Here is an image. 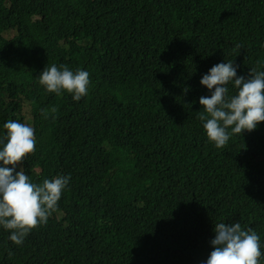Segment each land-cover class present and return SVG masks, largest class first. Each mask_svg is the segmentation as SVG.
Segmentation results:
<instances>
[{
    "label": "trees",
    "instance_id": "obj_1",
    "mask_svg": "<svg viewBox=\"0 0 264 264\" xmlns=\"http://www.w3.org/2000/svg\"><path fill=\"white\" fill-rule=\"evenodd\" d=\"M135 263L264 264V0H0V264Z\"/></svg>",
    "mask_w": 264,
    "mask_h": 264
},
{
    "label": "bare ground",
    "instance_id": "obj_2",
    "mask_svg": "<svg viewBox=\"0 0 264 264\" xmlns=\"http://www.w3.org/2000/svg\"><path fill=\"white\" fill-rule=\"evenodd\" d=\"M174 202V201H173ZM181 204V203H180ZM173 205V204H172ZM176 205H179V203L178 204H176ZM174 206V205H173ZM181 206V205H180ZM192 207V206H191ZM176 208V207H175ZM179 209V208H178ZM177 209V210H178ZM173 211V210H172ZM176 211V210H175ZM179 213V212H178ZM181 213V212H180ZM175 214H176V212H175ZM178 215H180V214H178ZM183 216H185V214L183 215ZM176 217V216H175ZM182 218H184V217H182ZM182 220V219H181ZM135 261H136V259H134ZM138 261V260H137ZM129 262H130V260H129ZM138 263V262H137ZM137 263H135V264H137ZM140 263V262H139Z\"/></svg>",
    "mask_w": 264,
    "mask_h": 264
},
{
    "label": "rangeland",
    "instance_id": "obj_3",
    "mask_svg": "<svg viewBox=\"0 0 264 264\" xmlns=\"http://www.w3.org/2000/svg\"><path fill=\"white\" fill-rule=\"evenodd\" d=\"M75 39H76V37H75Z\"/></svg>",
    "mask_w": 264,
    "mask_h": 264
}]
</instances>
